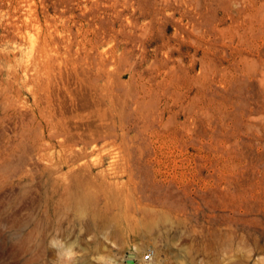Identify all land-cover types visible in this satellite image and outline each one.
Wrapping results in <instances>:
<instances>
[{
    "label": "rangeland",
    "instance_id": "374dc122",
    "mask_svg": "<svg viewBox=\"0 0 264 264\" xmlns=\"http://www.w3.org/2000/svg\"><path fill=\"white\" fill-rule=\"evenodd\" d=\"M0 264H264V0H0Z\"/></svg>",
    "mask_w": 264,
    "mask_h": 264
},
{
    "label": "bare ground",
    "instance_id": "6f19581e",
    "mask_svg": "<svg viewBox=\"0 0 264 264\" xmlns=\"http://www.w3.org/2000/svg\"><path fill=\"white\" fill-rule=\"evenodd\" d=\"M92 207H93L92 203L86 202L85 205L80 208V213L82 215L87 214L92 209ZM115 209L116 210H114V208H113L112 211L114 213H116L117 219H119L120 221H125V222H128V220L130 219L129 218L130 215H128L127 213H129V212L130 213H135L136 211L140 210V208L138 209L135 206H128V207L126 206L124 208H122V207H116ZM121 211H123V212L121 213Z\"/></svg>",
    "mask_w": 264,
    "mask_h": 264
},
{
    "label": "built area",
    "instance_id": "2783aa9c",
    "mask_svg": "<svg viewBox=\"0 0 264 264\" xmlns=\"http://www.w3.org/2000/svg\"><path fill=\"white\" fill-rule=\"evenodd\" d=\"M152 257H153V252L151 251V250H149L148 252H147V254L144 256V261L145 262H147V261H150L151 259H152Z\"/></svg>",
    "mask_w": 264,
    "mask_h": 264
}]
</instances>
